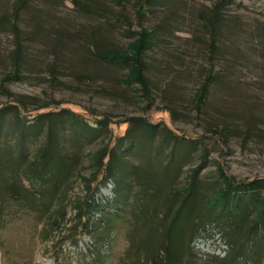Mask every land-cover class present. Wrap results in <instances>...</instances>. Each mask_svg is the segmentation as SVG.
<instances>
[{"label": "rangeland", "instance_id": "obj_1", "mask_svg": "<svg viewBox=\"0 0 264 264\" xmlns=\"http://www.w3.org/2000/svg\"><path fill=\"white\" fill-rule=\"evenodd\" d=\"M13 1L0 2V12H9ZM154 1L138 16L135 4L144 0H120L119 8L114 0H32L21 28L34 38L23 42L26 52L19 57L15 80L8 77L15 76V38L0 31V110L8 106L15 112L3 126L0 145L8 142L14 160L20 134L7 136L17 116L28 118V125L38 114L58 112L78 115L95 128L101 120L106 124L93 142H72L66 132L68 168L55 186H44L45 196L40 197L42 186L30 180L24 166L15 169L19 183L8 176L9 189L0 195V264H93L98 254L103 264H151L154 256H162L169 223L194 174L198 212L233 184L264 179V0H234L221 11L224 18L215 32L210 23L219 0ZM98 5L116 7L126 20L111 25L105 13H81L84 6ZM143 29L155 30L157 37L154 48L142 55L147 81L141 83L132 69L136 65L123 58L113 60L125 67L93 56L96 50H117L135 59L139 43L133 33ZM210 75L208 98L201 103ZM153 127L155 134L147 136L144 128ZM129 132L141 142L148 138L143 147L152 148L155 161L164 159V166L177 146L179 170L164 179L161 165L146 163L150 189H141L145 180L134 178L128 204L107 227L102 214H87L84 204L102 181L96 179L99 155L118 145L125 152ZM188 140L196 148L183 149ZM43 143L40 137L26 144V161L34 160ZM0 167V181L7 180L8 165ZM115 190L114 181L99 188L97 203L112 204L103 213L113 215ZM87 223L92 224L90 236L83 234ZM187 223L184 219L180 225ZM204 225L187 237L185 253H193L199 264H219L232 253L229 234L219 224ZM238 233L240 239L245 235ZM258 262L239 264H264Z\"/></svg>", "mask_w": 264, "mask_h": 264}, {"label": "trees", "instance_id": "obj_2", "mask_svg": "<svg viewBox=\"0 0 264 264\" xmlns=\"http://www.w3.org/2000/svg\"><path fill=\"white\" fill-rule=\"evenodd\" d=\"M2 1L4 0H1L0 2ZM31 1L32 0H15L13 1L11 10L9 12H0V31L14 37L17 46L13 56L14 65L16 66H14L15 76L9 74L8 77L10 80L20 78V75L17 74L18 69L20 72L19 57L22 56V51L23 54L26 52V46L23 45V42H27L28 40H31V38H34L30 35L32 33L28 32L29 34L27 33V35L22 31L21 28L22 15L23 13L27 12L26 10L28 9ZM114 1H117V4L112 5H117V8H119L118 6L122 5L119 2L120 0ZM233 1L234 0H219L215 5V8L212 11V21L210 23L213 32L217 30L215 26L216 22L224 18L221 11L225 10V7H227V5L231 4ZM155 2L156 1L152 2V0H144V2L136 3V14L138 16L143 15L141 13L142 9H144V7H153ZM112 5L84 6L81 13L94 15L105 13L103 16L107 18H105V20L109 21L111 25H115L116 23L121 24L123 19L126 20V17L119 11V9L113 7ZM108 9L113 10L110 11ZM133 34H136V40L139 43L137 51H135V59L126 56L127 53L125 54L117 50H96V53H94L93 56L98 59L100 58L112 65L116 64L118 66L125 67L123 64H117V61L113 60L115 58L118 60L119 58H123L125 64H129L131 67L136 65V67L132 69L136 71L138 76L137 78L142 83L147 81L145 76V69L147 66L143 61L142 55L154 48L157 37L155 30L149 32L148 30L143 29L141 33ZM212 40L211 47L215 48V40L213 38ZM212 81L213 77L210 75L206 80V85L204 86L203 92L199 95L201 103H205L207 100V84ZM145 84L146 83H144V85ZM209 86L210 84L208 87ZM206 91L207 96H205ZM12 114L14 115L15 112H11L8 106L1 108L0 138L3 134V132H1L3 126L7 125L6 121ZM17 117L18 120L16 123L14 122L12 126H9L11 132L7 137L11 138V136L19 133L21 149L19 150L20 153L18 154L17 158L14 160L13 152L8 148L6 149L8 142H6L4 146L0 145V160L8 165V169L6 171L7 180L0 181V195H2L5 190L9 189L8 187L10 185H8V176L12 177L14 182L19 183V174H17L15 169L17 166L20 167L21 165L26 168L25 173L30 176V180L38 182L42 186V192L39 194L40 197L45 196L46 191H43L44 186L51 183H53L55 186L56 183L60 181V179L66 174L68 168V148L67 144H65L68 136L66 135V132H71L72 136H69V139H71L72 142L87 143L99 139L103 131L101 128L104 126L106 127L105 120L98 122L97 124L100 127L95 128L89 123H84L78 115H71L69 113L58 112L38 114L37 117L33 118V123L30 125H28L30 123L28 122V118L22 119L19 116ZM133 120L136 121L137 119ZM146 129L144 128V130L148 132L147 136L155 134L154 127L149 131ZM40 137L44 138V146H42V148L35 153L34 160L32 162L26 161V144L31 142V140L32 142L35 139L38 140ZM124 139L125 141L127 140L130 142L125 152L122 151L121 146L118 145L113 149H105L102 151V154L99 155L97 165L95 166V170L97 171L96 179L100 177L102 181L99 182L100 184L98 183L99 186L92 189L88 196L87 203L84 204L85 207L83 206L84 212L87 211V214L100 212L102 214L100 221L103 223L106 221L105 226L108 225L107 227L111 226V224H113L112 222L115 221L114 219H117L118 216H120V211L122 209L121 205L128 204L132 193L131 188L135 187V184H133L134 178L137 177V180H145L139 183L141 189H150V181L152 176L150 174H145L146 167L144 168V165L146 163L149 162L161 165L165 170V174L162 175L164 179L165 177L168 178L173 173L176 174L179 170L176 167L178 164V158L176 155L178 148L177 146L172 149V153L168 157L170 163L164 166L162 164L164 159L163 161H155L157 157L153 154L152 148L143 147V142L149 141L148 138H144L143 142H141L140 140L143 138L139 140L129 132L125 135ZM123 141L124 140H119L118 142L122 144ZM193 143H195V141L188 140L186 142V146L183 145V149L186 150V147L196 148V146H193ZM136 159L140 160H137V162ZM1 168L3 167H0V169ZM64 172L65 174H63ZM109 181H114L116 185L115 192L117 194V204L114 205L116 208H114V211L112 212L114 216L108 213H103L104 208H109V205H112L111 203H109V205L107 203L102 205L97 203L95 200V196L99 192V188L109 183ZM196 181V174H194V180L191 182V187L188 189L186 195L184 196L185 198L183 202L176 209L175 216L169 223L168 233L163 241V252L161 253L162 256H154L151 259V264H199V262L196 260V256L194 257L193 253L190 252V255L185 253V244L187 237L195 236V234H197L203 229V227L206 226L204 225L206 222L210 224H219L222 227L223 232L229 234V237L227 235L226 238L230 240L232 253H230L227 258L221 259L219 264H239L240 261L251 262L257 261V259H259L258 263H261V261L264 260V188L261 189L262 185H264V179L250 180L248 182H244V184H233V186H230L229 190L223 193L220 197L214 199V202H211L208 205L205 203L207 208L203 206L204 210L202 211L201 209L199 212L197 209L200 203V195L198 194V190L200 188L198 187ZM36 195L37 194L32 193L34 198ZM257 215L258 219H255L254 221V218ZM184 219H186L188 223L185 226L180 225ZM91 226L92 224L89 226V223L84 224L86 231L83 232V234H85V236H90V234H93V229L91 230ZM97 229L98 226L96 227V230ZM242 231L245 232V235H243L242 239H240L238 238L237 233H241ZM48 232L49 229L45 231V235H47ZM93 264H103V257L98 254V258L94 260Z\"/></svg>", "mask_w": 264, "mask_h": 264}]
</instances>
